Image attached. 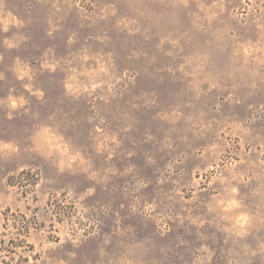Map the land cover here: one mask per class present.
<instances>
[{"label": "rangeland", "instance_id": "obj_1", "mask_svg": "<svg viewBox=\"0 0 264 264\" xmlns=\"http://www.w3.org/2000/svg\"><path fill=\"white\" fill-rule=\"evenodd\" d=\"M0 264H264V0H0Z\"/></svg>", "mask_w": 264, "mask_h": 264}, {"label": "clouds", "instance_id": "obj_2", "mask_svg": "<svg viewBox=\"0 0 264 264\" xmlns=\"http://www.w3.org/2000/svg\"><path fill=\"white\" fill-rule=\"evenodd\" d=\"M6 30H7V29L5 28V31H6ZM4 43H5V45H6L8 48H13V47L16 46L15 43H13V42H11V41H7V40H6ZM22 77H23V73H21V78H22ZM10 102H11V105H12L13 108H15V107L17 106L18 103H23L22 101L11 100V98H10ZM5 147H9V146H5ZM236 207H238V205L236 204V202H235V201H230L229 203H227V204L224 206L223 211H224V212H228V211H230L231 209L236 208ZM245 221H246V217L241 216V217H239V219L236 221V223L239 224V226H240L241 228H243V225H244V222H245Z\"/></svg>", "mask_w": 264, "mask_h": 264}]
</instances>
